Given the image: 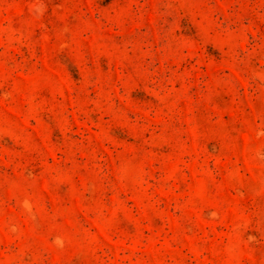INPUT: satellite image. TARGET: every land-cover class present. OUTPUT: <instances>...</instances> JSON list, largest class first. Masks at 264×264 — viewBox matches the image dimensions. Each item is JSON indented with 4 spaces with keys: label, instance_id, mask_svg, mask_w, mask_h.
I'll use <instances>...</instances> for the list:
<instances>
[{
    "label": "rangeland",
    "instance_id": "374dc122",
    "mask_svg": "<svg viewBox=\"0 0 264 264\" xmlns=\"http://www.w3.org/2000/svg\"><path fill=\"white\" fill-rule=\"evenodd\" d=\"M0 264H264V0H0Z\"/></svg>",
    "mask_w": 264,
    "mask_h": 264
}]
</instances>
